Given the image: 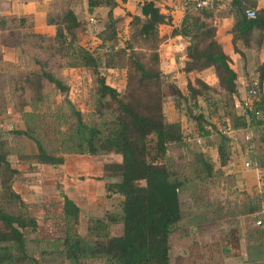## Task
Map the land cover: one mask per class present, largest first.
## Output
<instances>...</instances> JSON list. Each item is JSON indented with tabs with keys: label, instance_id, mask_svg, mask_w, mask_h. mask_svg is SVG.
<instances>
[{
	"label": "trees",
	"instance_id": "obj_1",
	"mask_svg": "<svg viewBox=\"0 0 264 264\" xmlns=\"http://www.w3.org/2000/svg\"><path fill=\"white\" fill-rule=\"evenodd\" d=\"M85 1L90 12L94 9H107L103 35L105 40L114 41V44L109 45L103 54L107 58L105 63L95 51H89L80 45V37L86 29L73 11L74 3H67L62 12H59L56 3L53 4L47 18V23L56 29L52 38L35 34L28 18L0 17V71L7 68L14 70L17 67L16 64L2 60V48L15 51L14 63L26 55L30 63L28 65L33 67L31 72L22 75V79L15 78L14 74L7 78L0 72V102L6 103L19 93L24 96L27 93L36 94L38 96L35 103L42 102L45 100V89L51 87L59 93L62 105L70 110V129L59 140L60 145L66 147L64 154L120 157L118 162L103 165L100 180L112 181L106 184L107 197L116 195L121 199V234L112 236L104 224L91 222L87 226V236L79 237L75 227L80 209L63 195L62 242L68 260L73 264H80V261L95 257L104 259L109 264H171V235L185 221L180 194L190 192L194 213L188 220L193 221L198 211L203 207L207 208L202 207L204 198L201 190H196L210 181L229 184L234 192L241 195V201L238 199L237 203L230 205L233 209L230 215L239 221V227H245L246 218L252 223L256 220L255 223L261 221L262 224L264 183L258 194L250 196L243 189L241 173L226 174L224 169L229 166L232 158L230 139L249 133V124L253 123L261 128L263 152L255 157L252 154L251 160L264 171V63L258 76L255 95L257 101L253 103L261 116L252 114L247 120L237 114L234 117L236 123L228 126L232 133L219 134L220 141L216 148L219 161L217 171L213 162L198 149L194 137H200L203 142L210 135L209 124L203 115L195 114L188 107V102L196 100L203 93L219 91L228 99L237 95L238 75L231 58L216 38V29L210 21L213 12L209 8L194 10L193 4L189 2L179 30L172 32V35L189 39L183 71L189 74L212 69L217 79L216 86L211 87L194 78L187 85L188 99L177 86L168 82L160 70L158 50L163 39L159 36V27L168 19L160 13L156 3L152 0H135L139 14L130 16V37L123 43V47L117 48L116 29L123 22V18L113 16V10L118 7L117 1ZM218 4L219 0H215L213 7L216 8ZM230 10L235 19L230 32L234 51H237V44L248 50L253 46L260 48L264 44V9L255 10L249 0H231ZM247 10H254L256 17L247 18ZM25 40L37 41L38 51L32 55L27 54L26 48H23ZM135 45L139 47L136 48ZM43 52L47 57L45 62L42 60ZM118 59L125 63L127 71L123 94L107 84L102 72L103 69L116 68ZM51 60L58 71L86 70L92 74L96 87V110L104 120L102 126L84 123L81 113L68 98L69 87L51 71L48 63ZM168 98L175 101L177 108L184 105L188 119L194 123L195 129L187 137L183 135L179 121L170 120L164 114L163 104ZM19 111L22 113V109ZM15 134L24 135L36 144L37 154L20 158L25 164H34L37 168L49 167L52 170L63 166L64 154L49 152L40 136L35 137L29 131H18ZM247 135L243 143L249 152L255 153L252 148L253 136L247 141ZM191 146L199 151H194L191 158H187V162L175 172L169 162V148H179L188 153ZM187 168L192 170L193 177L185 174ZM18 174L0 152V200L4 204L0 206V264H40V261L29 257L26 245L27 231L36 232L39 226L35 220L26 218L21 213L17 214L14 210L17 204L19 207L24 206L20 195L12 188L13 178ZM225 203L228 204L227 201ZM225 209L219 208L220 211ZM231 218L224 221L228 222ZM216 221L215 218L203 217L197 223ZM255 223L251 226V233L246 228L242 231L245 236L243 239L248 243L264 241V232Z\"/></svg>",
	"mask_w": 264,
	"mask_h": 264
},
{
	"label": "rangeland",
	"instance_id": "obj_2",
	"mask_svg": "<svg viewBox=\"0 0 264 264\" xmlns=\"http://www.w3.org/2000/svg\"><path fill=\"white\" fill-rule=\"evenodd\" d=\"M83 1L56 0V7H58L59 12H62L67 7V3L80 5ZM76 5L73 7H76ZM80 8H82V5ZM128 8L132 12H139L136 1L132 3L131 7L129 5ZM126 9L124 8L125 16L123 17V22L116 29L117 40L115 44L117 43V48L123 47V43L130 37L129 22L132 14ZM215 9H218L216 11L218 16L227 13L223 11L224 9L221 6H216ZM86 12L87 14H83L82 10H80L79 13L86 29V32L80 37V45L89 51H95L105 63L107 58L103 54L109 45L114 44V41L105 40L106 37L103 35L107 10L96 9L89 14L90 11L87 8ZM91 18L94 19V22H90ZM135 47L137 48L139 45H135ZM240 47L244 48L241 45ZM253 47L249 50L244 48L245 53L241 55L238 65L234 64L238 72L237 96L228 99L223 93L217 91L215 93H203L196 100L188 102V107L193 109L195 114L203 115L209 124L210 135L203 139L202 147H197L213 162L214 169L217 171H219V161L216 148L220 141L219 134H228V126L236 123L234 117L239 113L238 109L234 107L235 103L238 102L240 104L243 99L252 103L254 101L251 96L253 91L252 81L259 76L258 73L264 63V56L260 57V55H257V51ZM23 48H26L27 54L32 55L38 51L37 41L25 40ZM247 53L250 54L252 59L245 57ZM42 60L44 62L47 60L45 52H43ZM48 63L52 68L53 74L69 87L68 98L73 107L81 113L84 123L91 126H102L104 120L100 118L96 110L97 96L92 74L86 70L58 71L55 69L53 60L48 61ZM178 63H181V61L178 60ZM11 64H16L17 67L14 70L7 68L0 71L7 78L14 74L15 78L22 79V75L31 72L33 69L31 65H28L30 63L27 61L26 55L18 60L17 63ZM115 64L116 68L103 69L102 72L106 77L107 84L123 94L126 88L127 75L125 63L118 59ZM34 70H36L35 67ZM165 76L168 82L177 86L188 98L187 85L191 80H188L186 84L179 85L177 81L172 79L173 75L165 74ZM44 95L45 100L37 103L35 101L38 95L33 93H27L26 96L20 93L15 94L8 102H0V152L6 156L13 167L16 166L15 168L19 172L13 178L12 186H15L24 206L19 207L17 204L14 209L15 213H21L24 217L35 220L39 226L38 231H27L26 233L27 254L29 257L40 261V264H73L68 260L62 242V196L68 197L80 209L78 224L75 227L79 237L85 238L87 236V226L91 222H101L107 227L109 234L112 236L120 235L122 232L120 225L122 219L121 199L116 195L107 197L106 184L112 181L100 180L103 176V165L109 162H118L120 157L114 155L88 157L79 154H64L66 147L60 145L59 140L70 129L72 123L69 117L70 110L62 105L59 93L55 92L53 88H46ZM20 109H22V113H20ZM163 110L168 119L179 121L183 133L192 132L195 129L194 123L186 115L184 105L177 108L175 101L172 98H168L164 101ZM26 114H29V116L26 117ZM249 126V133H242L230 139V154L232 156L230 163L234 159V161H239L241 164L248 162L250 164L249 167L256 166L255 162L251 160V156L252 154H255L254 157L259 156L263 152L262 131L261 128L253 123H250ZM18 131H29L35 137L40 136L49 152L64 154L65 162L63 166L52 170L49 167L38 169L37 165L25 164L20 158L37 154V147L33 140L24 135L15 134ZM245 135L253 136L254 147L252 148L255 153H252L253 151L249 152L247 146L243 143L245 142ZM198 149L195 146H191V148H188L187 153L179 148L170 147L168 158L173 170L176 172L179 166L187 162V158L192 156V153ZM184 172L189 177H193L190 168H187ZM224 172L226 173V171ZM62 178L64 182L61 181L63 180ZM42 180L44 181L43 187H41ZM35 183H39V189L34 186ZM198 190H201V196L204 198L201 202L202 207L207 206V208L203 207L206 210L201 209L198 211L193 221L188 220L190 215L194 213L190 192L184 191L180 194L186 221L171 235V264H217L212 261L214 259L212 256L221 258L225 255V252L221 254L218 249L216 251L209 249L210 255L208 256L207 246H194L201 243L199 242L200 236L196 230L192 231L190 227L196 224L197 221L201 222L203 217L205 219L215 218L223 231L225 230L224 219L232 217L230 221L225 223L229 224L228 226H231L232 230L242 239L245 238L244 232H242L243 229L246 228L250 233L253 231L251 226L256 220L252 223L247 218L244 219L246 225L242 229L241 226L239 227V221L230 215V211L231 214L233 212L230 205L237 203L238 199L242 200L241 195L234 192L232 186L226 183L222 185L220 181L219 184L217 181H210L209 184L202 185L201 188L198 187L196 191ZM49 194H52L53 197L48 198ZM254 194H258L257 191H254ZM226 201L228 204L225 203ZM210 203L212 205H209ZM2 205L4 204L0 200V206ZM208 206H211V208H208ZM220 207H225L226 209L220 211ZM185 230L188 238L185 241L186 244L180 245L182 241L181 235L186 233ZM190 243V247L186 249L188 247L187 244ZM80 264L109 263L104 259L91 257L80 261ZM218 264L221 263L219 262Z\"/></svg>",
	"mask_w": 264,
	"mask_h": 264
},
{
	"label": "crops",
	"instance_id": "obj_3",
	"mask_svg": "<svg viewBox=\"0 0 264 264\" xmlns=\"http://www.w3.org/2000/svg\"><path fill=\"white\" fill-rule=\"evenodd\" d=\"M116 1L118 3V7L113 10V16L115 18H123L125 16L124 8H127L126 11L130 12L132 15L139 14V12H132L128 8L129 5L131 7L135 0H126L125 3L121 0ZM219 2L220 4H218V6H221L224 9L223 11H226L227 13L225 15L218 16L216 15V11H218V9H215V7L209 8V10L213 12V18L210 21L216 29V38L218 42L222 44L224 52L231 58L233 68L236 71L234 64L236 63L238 65L241 55H244L245 50L237 44V51H234V46L232 44V35L230 32L234 26L235 19L230 10L231 0H219ZM249 2L251 6L255 7V10L264 9V0H249ZM54 3H56V0H0V17L8 19L28 18L32 23V29L35 34L52 38L55 36L56 29L54 26L47 23V18ZM188 3L189 1L187 0H163L156 3L160 13L168 19L165 24L160 25L159 27V36L163 39L158 50L160 70L164 74L173 75L172 79L177 81L179 85L186 84L188 80L193 81L194 78H198L207 85L213 87L217 84V79L212 69H206L200 73L189 74H186L183 71V67L186 62V48L189 45V39L181 35H172L173 30H179L184 19V10L186 9ZM75 5L76 4L73 6ZM81 5L82 8H80ZM86 9L87 4L85 0L80 5L73 7V11L80 20V10H82L83 14H87ZM93 11L89 12V14L93 13ZM90 20L94 21L92 18ZM253 49L257 51V55H260V57L264 56V44L260 48L254 46ZM245 57L252 59L248 53L245 54ZM2 60L6 63H14L16 61L15 51L10 48H2ZM178 60H180L181 63H178ZM236 73L238 75L237 71ZM255 79L259 78L257 77ZM245 163L248 162L241 164L239 161H234L233 159V162H231L230 165L224 169V171H226V174L240 172L243 179L244 191L248 195H253L254 191L259 193L264 182V171L255 165H253V167L245 168ZM15 167L13 168L16 169ZM38 169L40 168L38 167ZM61 181L64 182V179ZM43 182L44 181L42 180L41 187H43ZM38 185L39 183L34 184L37 189H39ZM12 188L15 192H17L15 186H12ZM47 197L52 198L53 195L49 194ZM262 218V224L259 227L264 232V211L262 212ZM228 225L229 224H226L224 221V231L220 229L218 222H203L191 225L190 229L192 231L196 230L200 236L199 242H201L199 245L194 246H207L206 249L208 250V256L210 255L209 249L214 251L218 249L221 254L225 252V255L221 258L212 256L214 258L212 261L217 264L219 262L221 264H264V241L262 243H248L246 240L239 237V235L232 230L233 228ZM187 236V231L185 234L181 235L182 241L180 245L186 244L185 241H187ZM191 243L187 244L188 247H186V249L190 247Z\"/></svg>",
	"mask_w": 264,
	"mask_h": 264
},
{
	"label": "built area",
	"instance_id": "obj_4",
	"mask_svg": "<svg viewBox=\"0 0 264 264\" xmlns=\"http://www.w3.org/2000/svg\"><path fill=\"white\" fill-rule=\"evenodd\" d=\"M154 3H159L163 0H152ZM189 2H191L193 4V7H194V10H197V11H200V10H204V9H207V8H212L213 7V4H214V1L215 0H187ZM245 15L247 18L249 19H254L256 17V12L254 10H247L245 12ZM90 22H94L93 20H90ZM252 87H253V91H252V97L254 99L253 103L256 102V88L258 87V80L255 79L252 81ZM237 101V100H236ZM252 102L246 100V99H243L241 100V103L239 104L238 102L235 103L234 107L236 109H238V115L241 116V117H244L246 118L247 120L250 118V116L253 114L255 115L256 117H260V112L258 110H256V108L254 107ZM227 133H232L231 129L228 127L227 128ZM183 135L185 137H187L189 135V132H184ZM195 137V142L196 144L199 146V147H202V139L198 136H194ZM250 139L249 136L246 137V140L248 141ZM189 140V139H188ZM250 164L249 163H245V168H249ZM256 225H261V221H258L256 223Z\"/></svg>",
	"mask_w": 264,
	"mask_h": 264
}]
</instances>
